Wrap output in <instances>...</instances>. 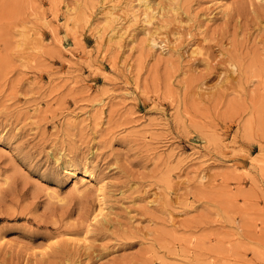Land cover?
Instances as JSON below:
<instances>
[{"label":"rangeland","instance_id":"1","mask_svg":"<svg viewBox=\"0 0 264 264\" xmlns=\"http://www.w3.org/2000/svg\"><path fill=\"white\" fill-rule=\"evenodd\" d=\"M150 1L0 0V264H264V0Z\"/></svg>","mask_w":264,"mask_h":264},{"label":"bare ground","instance_id":"2","mask_svg":"<svg viewBox=\"0 0 264 264\" xmlns=\"http://www.w3.org/2000/svg\"><path fill=\"white\" fill-rule=\"evenodd\" d=\"M220 1L222 2L224 0H220ZM152 7H153L152 1L145 0V14L147 16V20L150 21V22H151V19L153 18V15H152L153 8ZM111 17L113 18V16H111ZM115 20H116V18H115ZM111 35H112V33H111ZM154 44H156V42H154ZM64 168H65L66 171L70 172V174L72 176H74V177H77L78 175H80V173L84 172L83 170H81V168H79L77 166H74L70 162L67 165H64ZM92 180H98V176L95 174V172H88V173L85 172V174H82L80 181L82 183V182H85V181H92ZM101 200H102V202L100 204L99 210L97 212H95L93 217H92V221L93 222H97V221L106 222L108 220V214H107L108 212H106V208H107L106 202H105L104 198H101ZM88 228H90V227H88Z\"/></svg>","mask_w":264,"mask_h":264}]
</instances>
